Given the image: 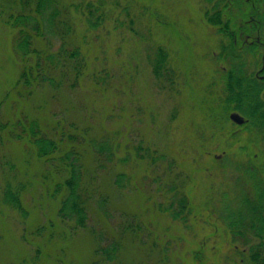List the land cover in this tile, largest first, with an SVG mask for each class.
<instances>
[{"label":"rangeland","instance_id":"obj_1","mask_svg":"<svg viewBox=\"0 0 264 264\" xmlns=\"http://www.w3.org/2000/svg\"><path fill=\"white\" fill-rule=\"evenodd\" d=\"M99 2L59 0L72 24L70 43L84 57L79 84L60 96L49 86L27 92L18 85L22 94L15 93L22 69L16 30L0 19V120L9 125L26 115L44 125L60 117L93 137H108L116 152L98 174L101 188L86 227L77 228L57 216L59 198L45 192L47 164L25 140L9 137L8 127L0 130V264H249L240 262L235 248L243 245L224 232L215 211L223 192L231 197L232 190L249 188L241 173L247 164H259L264 176V132L247 120L233 122L232 112L247 118L233 107L223 109L229 38L207 22L204 0ZM88 4L92 18L102 14L93 28L85 21ZM14 9L11 0H0L1 16ZM160 48L170 68L164 79L152 65ZM85 162L93 167L90 153ZM118 172L128 178L125 189L113 183ZM23 185L20 209L7 189ZM170 186L190 202L185 221L160 210ZM98 195L106 199L104 211ZM123 225L134 231L121 234L116 260L100 261L98 242L118 238Z\"/></svg>","mask_w":264,"mask_h":264},{"label":"trees","instance_id":"obj_2","mask_svg":"<svg viewBox=\"0 0 264 264\" xmlns=\"http://www.w3.org/2000/svg\"><path fill=\"white\" fill-rule=\"evenodd\" d=\"M204 1L210 5L205 13L207 22L229 38L225 47L229 68L222 74L226 105L222 108L226 112L233 107V110L246 115L247 124H253L256 131L264 132V100L261 94L264 86L253 76L254 69L260 67L262 62L263 49L255 43L239 48L245 39L250 41L256 37L264 41V0ZM11 3L15 9L4 16L0 15V19L16 30L13 46L22 62V69L12 89L22 94L21 87L23 91L30 92L34 86H49L53 90V97L60 96L64 90L74 89L82 76L80 67L84 57L80 48L70 43L72 24L65 7L59 0H11ZM102 4L103 0H100L99 5ZM98 11L105 12L102 7ZM93 15L88 4L85 21L90 28L99 24L102 18V14L92 18ZM248 55L253 59L250 64L252 69L249 66L245 69ZM166 63L164 50L160 48L152 65L157 76L163 79L169 77L170 72ZM74 124L60 117H51L50 122L42 125L39 119L24 115L9 124L12 128L0 120V130L8 127L9 137L25 140L35 149L37 159H42L48 166L42 173L47 182L45 192L51 198H59L57 216L73 223L74 227L85 228L90 218L92 199L101 188L96 186L98 174L112 164L116 152L108 137H93ZM89 153L93 167L85 162ZM128 159L129 156L119 158V163ZM262 164L263 168L264 162ZM55 166L62 170L57 171ZM256 167L247 164L241 171L248 184L250 182L249 188L232 190L231 197L227 191L223 192L217 201V205L221 206L215 211L224 232L231 233L232 240L243 245L241 250L235 248L240 262L264 264V176L259 174V164ZM55 173L59 175L58 178ZM241 176H237L238 182L242 181ZM113 183L118 189H125L128 178L125 173L118 172ZM22 189L24 185L16 191L7 189V198L13 207L22 209L19 198ZM177 190L170 186L168 202L160 205V210L168 212L174 219L185 221L191 210L190 202L185 195L177 196ZM104 200L102 195L97 200L100 211L106 210ZM126 230L134 231L131 226L123 225L118 238L110 237L105 244L98 242L94 254L100 261L116 260ZM96 239L101 241V233L96 234Z\"/></svg>","mask_w":264,"mask_h":264},{"label":"flooded vegetation","instance_id":"obj_3","mask_svg":"<svg viewBox=\"0 0 264 264\" xmlns=\"http://www.w3.org/2000/svg\"><path fill=\"white\" fill-rule=\"evenodd\" d=\"M234 41L236 42V40H234ZM252 43H255L257 46L258 45L261 46V48L263 49L262 50V62L260 64V67H258L257 69H255V71H253V76H254V78H256V80L260 81L264 86V41H262L256 37H255V39L250 40V41L245 39L241 43L239 48L246 46V45H250ZM248 66L250 68V65H248ZM245 69H247V65L245 66ZM222 80H223V78H222ZM261 94L263 95L262 98L264 100V91ZM245 120H247V119H245Z\"/></svg>","mask_w":264,"mask_h":264},{"label":"water","instance_id":"obj_4","mask_svg":"<svg viewBox=\"0 0 264 264\" xmlns=\"http://www.w3.org/2000/svg\"><path fill=\"white\" fill-rule=\"evenodd\" d=\"M229 117L233 122L237 124H242L245 121V119L237 112H232Z\"/></svg>","mask_w":264,"mask_h":264}]
</instances>
